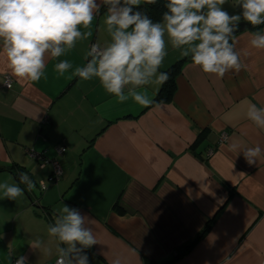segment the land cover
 <instances>
[{
    "label": "crops",
    "instance_id": "1",
    "mask_svg": "<svg viewBox=\"0 0 264 264\" xmlns=\"http://www.w3.org/2000/svg\"><path fill=\"white\" fill-rule=\"evenodd\" d=\"M235 5L223 7L237 14ZM105 12L93 21V36L58 59L83 66L92 43H108ZM252 33L235 34L244 67L223 78L203 73L169 43L159 71L182 60L175 89L169 101L148 107L117 102L96 78L61 76L57 59L48 60L46 78L18 83L0 45V182L18 183L20 172L35 182L32 190L21 184L15 201L0 194L1 221L17 222L22 236L12 260L54 261L56 251L46 258L25 251V221L44 219L46 231L65 204L95 222L99 244L86 250L89 264L116 256L122 264H264V155L250 166L238 154L264 148V130L246 118V101L264 106V50L250 45ZM160 86H145L153 100ZM59 145L66 151L57 156ZM32 149L61 163L62 176L44 190L39 182L51 166L41 170Z\"/></svg>",
    "mask_w": 264,
    "mask_h": 264
},
{
    "label": "clouds",
    "instance_id": "2",
    "mask_svg": "<svg viewBox=\"0 0 264 264\" xmlns=\"http://www.w3.org/2000/svg\"><path fill=\"white\" fill-rule=\"evenodd\" d=\"M146 2L155 4L156 0ZM226 3L227 0H167L162 20L154 22L140 10L141 0H0V45L11 76L18 83H37L46 78L48 60L57 59L54 67L61 76L72 70V75L81 80L96 78L117 102L131 99L148 107L154 100L145 86L154 80L163 84L169 78L166 72L159 71L169 43L205 74L223 78L229 71H241L244 65L236 50L235 33L242 20L252 27L264 25V0H236L235 6L240 9L237 14H230L223 7ZM102 7H106L104 25L109 42L104 46L92 43L83 66L74 68L67 59H58L73 50L77 42L93 36V21ZM250 45L264 50V32H253ZM4 84L12 87L10 80ZM246 104V118L264 130V106L251 101ZM241 152L251 166L264 155V148L256 144L238 154ZM39 167L43 170L48 164L44 162ZM21 184L29 190L35 187L31 176L20 172L18 183L0 182L2 198L15 201L23 196ZM94 223L77 208L63 204L61 214L47 230L58 241L56 264H89L86 250L99 244ZM28 245L38 250L42 241L37 238ZM8 261L12 264L11 256ZM15 264H29L28 257L18 256ZM110 264H122V258L116 256Z\"/></svg>",
    "mask_w": 264,
    "mask_h": 264
},
{
    "label": "rangeland",
    "instance_id": "3",
    "mask_svg": "<svg viewBox=\"0 0 264 264\" xmlns=\"http://www.w3.org/2000/svg\"><path fill=\"white\" fill-rule=\"evenodd\" d=\"M0 217V264H9L8 258L17 254L19 250L22 249L23 243L21 239L20 230L17 228V222L15 221H1ZM12 224L14 226V234L12 232ZM26 228L29 229L30 237L25 241V251L33 252L34 258H46L54 254L56 251V243L51 236H49L48 231H45L46 225L44 219H38L37 221H25ZM31 227H34L32 230ZM43 233V236L39 235ZM39 238L42 241V246L38 250H32L29 247L30 241H34ZM46 240V244H45ZM23 250V249H22ZM40 264V263H31Z\"/></svg>",
    "mask_w": 264,
    "mask_h": 264
},
{
    "label": "trees",
    "instance_id": "4",
    "mask_svg": "<svg viewBox=\"0 0 264 264\" xmlns=\"http://www.w3.org/2000/svg\"><path fill=\"white\" fill-rule=\"evenodd\" d=\"M166 2L167 0H156L155 4H148L146 0H142L141 5H140V10L143 12H146L147 15H149V17L154 22H158L162 20V15L166 11V8H165ZM262 28H264V25H260L256 27L250 26L249 30L256 32V31H260ZM181 61H177L175 64H173L172 66H170L168 69L164 71L168 74L169 78L165 83L161 84L160 89L158 90L154 98V102H166L171 99L172 94L175 89V77L180 70ZM209 224L210 222L208 223V225H206L205 230L209 227ZM189 247L190 245L186 247V250Z\"/></svg>",
    "mask_w": 264,
    "mask_h": 264
},
{
    "label": "built area",
    "instance_id": "5",
    "mask_svg": "<svg viewBox=\"0 0 264 264\" xmlns=\"http://www.w3.org/2000/svg\"><path fill=\"white\" fill-rule=\"evenodd\" d=\"M6 80H10V79L6 78L4 81H6ZM4 86L7 87L5 84H4ZM55 149H56L57 156L62 155L66 151V147L64 145H59ZM28 153L34 159L43 160V162H47L51 166V172L49 173L46 181H43L44 182L43 185L41 184V181L39 182V188L41 190H44L46 188L47 184L55 183L59 180V178L62 176V167H61L60 161L56 157L52 158V159H46L41 153H38L33 149L28 151ZM209 153H210V151H209ZM57 173H59V174H57ZM15 259L16 258H14L12 260V264H15ZM56 260H57V257L51 263H46V264H56Z\"/></svg>",
    "mask_w": 264,
    "mask_h": 264
},
{
    "label": "water",
    "instance_id": "6",
    "mask_svg": "<svg viewBox=\"0 0 264 264\" xmlns=\"http://www.w3.org/2000/svg\"><path fill=\"white\" fill-rule=\"evenodd\" d=\"M250 26L251 25L248 22H245V21L240 22V27L237 29L236 33L240 32V31H243V30H246V29H249Z\"/></svg>",
    "mask_w": 264,
    "mask_h": 264
}]
</instances>
